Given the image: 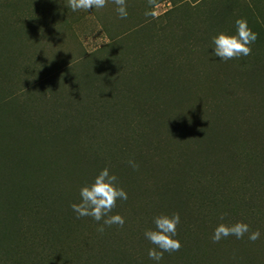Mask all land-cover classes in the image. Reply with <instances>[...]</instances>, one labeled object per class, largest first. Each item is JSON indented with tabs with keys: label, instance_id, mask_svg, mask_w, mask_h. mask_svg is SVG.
I'll use <instances>...</instances> for the list:
<instances>
[{
	"label": "trees",
	"instance_id": "1",
	"mask_svg": "<svg viewBox=\"0 0 264 264\" xmlns=\"http://www.w3.org/2000/svg\"><path fill=\"white\" fill-rule=\"evenodd\" d=\"M161 1L125 0L123 19L112 0L106 13L88 10L109 42L78 63L47 65L54 70L41 77L37 26L59 13L71 27L87 12L64 0H0V26L14 30L0 31V264H153L143 234L164 213L180 216V248L160 264H264V0H169L167 18L145 15ZM237 18L256 41L249 55L220 60L212 38L234 32ZM178 33L188 55H210L223 78L224 107L200 121L194 110L169 120L162 111L167 67L182 60ZM158 117L175 131L153 138ZM105 166L128 199L109 213L124 225L101 232L103 220L77 219L70 204ZM236 221L260 237L211 240L218 223Z\"/></svg>",
	"mask_w": 264,
	"mask_h": 264
},
{
	"label": "rangeland",
	"instance_id": "2",
	"mask_svg": "<svg viewBox=\"0 0 264 264\" xmlns=\"http://www.w3.org/2000/svg\"><path fill=\"white\" fill-rule=\"evenodd\" d=\"M189 2L191 4L196 3L193 0H189ZM173 7L174 4L172 1L163 0L154 6L153 11L156 12V15L151 16V18H156L158 21L165 19L169 15H167V11ZM81 11L83 12L84 10ZM100 11L106 13L104 8L99 9ZM63 18L58 13L55 24L40 23L37 26V31L34 33L36 37V48H38L39 54L42 57L36 63L37 69L40 68L41 77H44L46 72L54 70L52 67L48 69L47 65L50 66L52 63H56V69L62 65L78 63L80 59L88 54L92 55L94 52L101 50L109 42L108 37L104 34L99 23L100 20L89 12L79 19L73 18L71 27L63 22ZM113 23L116 24L115 27H118L119 20L117 17ZM0 31L2 33L7 32L8 35L10 31L14 30L1 25ZM177 32L179 31L175 30L173 35ZM178 36L179 39L177 38V40L180 51L177 55L181 56L182 60L177 63H171L173 65L169 64L167 67L166 72L171 75L169 78L172 79V82L170 83L169 95L165 98L162 111L167 112L166 116L167 120H169L170 118L168 116L175 118L180 114H187L191 110H194L197 121H200L207 118L210 113H215L218 108L224 107L223 102L217 99L219 98L220 88L218 82L223 80V78L216 76L217 73L214 71L215 63L210 59V55L202 56L201 58L199 54L193 53V55L189 56L190 49L188 46H184L188 45L182 39L184 36L181 37L179 33ZM7 37L10 36L8 35ZM61 79L63 77H58L57 84ZM180 84H185L186 87L179 88ZM235 89L238 90V88ZM8 108L11 109V106L8 105ZM158 119L160 121H156L158 123L157 126L154 121L150 125L151 129H153L151 131L153 138L157 131H160V134H167L170 130L175 131L173 127L176 125L168 124L161 117H158ZM13 121L11 120L10 122ZM177 123H180V121ZM154 128H158V130H154ZM174 134L178 135V133ZM67 138V141H70L73 146L75 141L74 136H67ZM183 138H186L184 134L182 135V140ZM183 141L185 142V140ZM67 171L70 170L67 169ZM121 186L123 187V185Z\"/></svg>",
	"mask_w": 264,
	"mask_h": 264
},
{
	"label": "clouds",
	"instance_id": "3",
	"mask_svg": "<svg viewBox=\"0 0 264 264\" xmlns=\"http://www.w3.org/2000/svg\"><path fill=\"white\" fill-rule=\"evenodd\" d=\"M116 5L115 11L119 18H126L128 15L125 0H112ZM106 0H64V5L71 12L77 10L88 11L102 9ZM146 16H155V11H146ZM235 31H220L212 38V54L220 60H230L241 56H247L251 52V45L256 41L257 33L251 29L244 18H237L234 21ZM128 165L136 169L138 165L134 160H128ZM128 199L126 190L120 185L117 175L110 172L105 166L97 172L91 182L82 185L79 189V202L70 204V208L76 218L91 217L94 221L103 220L99 231H103L104 225L123 226L125 218L119 214L109 213L115 207L117 200ZM223 221V215L221 216ZM180 223L178 213L160 214L153 218L154 229L145 230L144 238L154 247L148 249V257L153 264H160L165 252H174L180 248V240L176 235L177 225ZM247 233V239L255 241L260 237V232L249 231V225L242 221L234 223H218L211 235V240L219 242L223 238L234 236L241 239Z\"/></svg>",
	"mask_w": 264,
	"mask_h": 264
}]
</instances>
